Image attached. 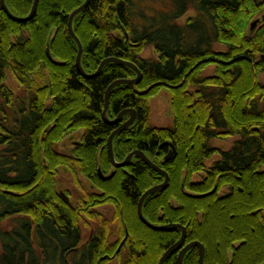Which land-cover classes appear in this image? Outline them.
I'll return each mask as SVG.
<instances>
[{"label":"trees","instance_id":"16d2710c","mask_svg":"<svg viewBox=\"0 0 264 264\" xmlns=\"http://www.w3.org/2000/svg\"><path fill=\"white\" fill-rule=\"evenodd\" d=\"M85 1L39 0L27 22L11 19L0 4V264H159L182 237V228L154 230L138 214L140 197L164 175L139 156L119 168L111 162L108 139L130 114L118 124L107 122L106 91L137 72L108 62L95 77L80 73L68 23ZM33 2L6 0L19 17L30 14ZM191 9L195 15L181 22ZM73 28L86 73L94 74L108 57L143 73L136 85L113 88L107 115L113 120L126 109L137 111L114 138L118 162L141 150L170 176L168 186L143 204L151 223L186 229L184 244L165 264H178L193 241L205 246V264H263L264 0H90ZM151 46L157 57H144ZM211 64L215 73L204 75ZM8 71L21 94L6 83ZM165 88L173 121L157 127L151 98ZM69 135L78 139L69 138L73 147L64 152L59 146ZM230 136L240 139L229 149L211 143ZM59 167L89 181L86 197L73 204L57 189ZM99 167L115 175L103 179ZM104 204L114 206L112 218L95 209ZM93 222L84 243L81 226ZM199 256V247H192L184 264H199Z\"/></svg>","mask_w":264,"mask_h":264},{"label":"water","instance_id":"95a60500","mask_svg":"<svg viewBox=\"0 0 264 264\" xmlns=\"http://www.w3.org/2000/svg\"><path fill=\"white\" fill-rule=\"evenodd\" d=\"M89 2L90 0H86L85 3L83 5H81L80 7H78L77 9H75L70 17H69V23H68V31L70 33V35L75 39V41L77 42V45H78V56H77V66L80 70V73L87 77V78H90V77H95L97 75H99L103 69V67L108 63V62H120L124 65H128V66H131L132 68H134L137 72V76L133 79H119V80H116L114 81L107 89L106 91V104H105V108L103 110V118L109 122L110 124H118L122 121V118L124 117L125 114H130V118L125 121L124 123H122L115 131L112 132V134L110 135L109 139H108V152H109V156H110V159H111V162L113 164V166L115 168H119V167H123V166H127L131 163L132 159L134 156H139L141 157L147 165H149L151 168L159 171L161 174L164 175L165 177V180L158 184V185H155L151 188H149L147 191H145L143 193V195L140 197L139 199V202H138V214H139V217L140 219L147 225L149 226L150 228L154 229V230H159V231H169V230H173L175 228H182L183 230V233H182V237L181 239L173 244L172 246H170L166 251L165 253L162 255L160 261H159V264H165V262L167 261V259L177 250L179 249L185 242V238H186V229L185 227L182 225V224H179V223H172V224H166V225H156V224H153L151 223L143 214V204L146 200V198L155 193V192H158L160 190H163L165 189L168 184H169V180H170V176L168 174V172L166 170H164L162 167H160L158 164L154 163L143 151L141 150H135L133 152H131L126 158L124 161L122 162H118L115 158V154H114V146H113V142H114V138L117 134H119L123 129L127 128L128 126L132 125L133 122L136 120L137 118V111L135 109H126L124 111H122L115 119L113 120H110L108 115H107V112H108V109H109V105H110V95H111V91L113 90V88L115 86H117L118 84H122V83H129V84H137L141 79H142V76H143V73L142 71L136 66L134 65L133 63L129 62V61H125L123 59H120V58H117V57H108L106 58L105 60L102 61V63L100 64L98 70L94 73V74H88L85 72V70L83 69V66H82V55H83V52H84V49H83V45L79 39V37L77 36V34L75 33L74 31V28H73V21L75 19V17L81 12L83 11L85 8H87V6L89 5ZM0 4H1V7L3 8V10L8 14V16L13 19L14 21H17V22H27L29 20H31L36 12H37V8H38V4H39V0H34L33 2V6H32V10L30 12V14L26 17H19V16H16L15 14H13L10 10V8L8 7L7 3H6V0H0ZM260 22V19H257L256 21H254L252 23V27L251 29H255L258 25V23ZM47 53L49 55V57L51 58V54H50V49H49V46H47ZM153 86L149 87L148 89H146L145 91H143L142 93H147ZM169 145H171V143L168 142ZM173 147V146H172ZM176 151V149L173 147L172 150L169 151L167 157L168 158H172L173 155H174V152ZM99 170V173H100V176L103 178V179H111L114 175H115V172L116 171H113L111 174L109 175H104V173L102 172L101 168L99 167L98 168ZM128 237V231L126 229V237L125 239L122 241L121 245L118 247L117 251H120L121 247H122V244L126 241ZM194 246H198L199 247V253H200V256H199V264H205V253H206V249H205V246L199 242V241H193L189 244H187L185 247H183V249L180 251L179 253V256H178V264H184V258H185V255L186 253ZM264 264V263H263Z\"/></svg>","mask_w":264,"mask_h":264},{"label":"rangeland","instance_id":"374dc122","mask_svg":"<svg viewBox=\"0 0 264 264\" xmlns=\"http://www.w3.org/2000/svg\"><path fill=\"white\" fill-rule=\"evenodd\" d=\"M193 14L195 15V12L193 9H191V11H189L188 14H186L183 18H181L180 21L181 22L185 21L188 16H193ZM223 48H224L223 46L218 47V49H223ZM143 56L156 58L157 53L154 51V48L151 46L146 49V51L143 53ZM215 69H216V65L211 64L204 71V75H213L215 73ZM260 79L264 82V73L260 75ZM6 83L12 90H14L17 93V95L21 94L23 88L21 87L20 82L17 80L13 72L8 71L6 76ZM170 97H171V93L169 89L165 88L158 95L151 98L152 123L157 127H165L172 124L173 119H172ZM68 139L74 141L75 139H78V137L69 135L65 139L66 142H64L62 146H59V149H62V151L64 152L70 151L71 148L73 147V143L70 142ZM238 139H240V136H230L227 137L226 139H213L211 143L213 146L225 150L231 148L232 145L235 143V141ZM214 157L216 159L218 158V155ZM212 162L213 160L207 161L206 162L207 166L211 165ZM196 178L199 179V176H197ZM56 185L58 190H60L63 194H65L66 196L68 195L71 198L73 204L77 202V199L86 197L87 192L83 190L84 186L85 188L90 190V183L82 174H78L76 178V175L73 171H70L69 169H66L64 167H59V172L57 173ZM174 203L177 204L176 201H174ZM95 209L103 213L104 216L108 218H112L115 213V209L112 204H104L102 206H97L95 207ZM94 224L97 225L96 223ZM9 227L11 228V226ZM81 228L83 232V242L85 243L90 237V233L92 232L93 228L90 227V225H86V224L85 225L83 224ZM117 237L118 235L113 232L111 236H109L108 238L109 242H111L112 244L116 243ZM110 264H123V263L122 262L118 263V261H113L110 262Z\"/></svg>","mask_w":264,"mask_h":264},{"label":"flooded vegetation","instance_id":"af4514ba","mask_svg":"<svg viewBox=\"0 0 264 264\" xmlns=\"http://www.w3.org/2000/svg\"><path fill=\"white\" fill-rule=\"evenodd\" d=\"M91 225L93 226L92 228L94 229L95 224H92V223H91ZM111 227L114 228V227H115L114 224H112ZM95 228H96V227H95ZM82 233H83V232H82ZM92 234H93V230H92V232L90 233V237L92 236ZM82 236H83V234H82ZM90 237H89V238H90ZM125 237H126V236H125ZM89 238H88V239H89ZM124 239H125V238H124ZM124 239H123V240H124ZM121 243H122V242H121ZM124 243H125V242H124ZM124 243H123V244H124ZM123 244H122V246H123ZM120 245H121V244H120ZM117 252H119V251H117Z\"/></svg>","mask_w":264,"mask_h":264}]
</instances>
